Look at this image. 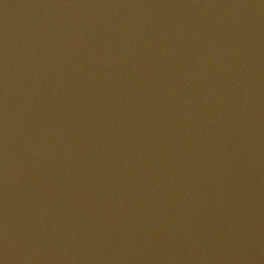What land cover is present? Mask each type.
I'll return each instance as SVG.
<instances>
[{
	"label": "water",
	"instance_id": "obj_1",
	"mask_svg": "<svg viewBox=\"0 0 264 264\" xmlns=\"http://www.w3.org/2000/svg\"><path fill=\"white\" fill-rule=\"evenodd\" d=\"M0 264H264V0H0Z\"/></svg>",
	"mask_w": 264,
	"mask_h": 264
}]
</instances>
